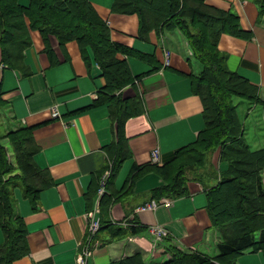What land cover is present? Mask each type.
<instances>
[{"label":"crops","instance_id":"obj_1","mask_svg":"<svg viewBox=\"0 0 264 264\" xmlns=\"http://www.w3.org/2000/svg\"><path fill=\"white\" fill-rule=\"evenodd\" d=\"M115 1L89 0L108 24L114 42L154 61L118 55L127 61L132 75L140 77L134 86L124 89V97L139 95L144 111L125 124L130 157L101 202L103 227L96 236L100 246L88 264H114L135 255H141L147 264L163 263L171 258L165 252L168 244L217 257L222 233L210 220L207 191L218 184L220 172L228 169L221 151L211 153L203 169L190 173L187 196L168 198L172 202L167 206L160 204L154 210L137 212L155 201L153 191L163 185V180L152 171L130 180L134 167L154 165L151 154L155 149L160 150L164 165L179 149L195 143L206 127L202 99L191 83L192 73H198L201 66L180 30L153 31L147 40L142 39L139 16L114 12ZM18 2L28 8L31 0ZM206 3L236 14L241 29L249 33L248 39L222 35L219 49L228 69L258 86L264 99V13L259 1ZM25 21L32 43L22 51L17 68L4 63L0 48V123L6 129L0 138L14 163V150L5 137L13 131L34 128L33 160L48 175L51 185L39 193L37 206L22 185L12 190L15 213L24 221L29 247L28 254L13 264H76L88 234L87 216L96 198L93 191L100 186L103 170L111 166L109 150L118 142V130L109 105H96L107 86L97 63L84 59L76 41L63 46L52 37L49 49L42 34L31 28L28 18ZM238 104L246 143L253 150L264 148V118L258 114L252 120L251 111L257 107ZM131 221L138 227L136 234L123 225ZM158 226L167 230L168 237L157 247L152 229ZM5 241L0 226V246ZM237 264H264V250L245 252Z\"/></svg>","mask_w":264,"mask_h":264},{"label":"trees","instance_id":"obj_2","mask_svg":"<svg viewBox=\"0 0 264 264\" xmlns=\"http://www.w3.org/2000/svg\"><path fill=\"white\" fill-rule=\"evenodd\" d=\"M258 1L263 14L264 0ZM113 11L137 14L142 39L147 40L153 31L160 34L180 30L201 66L198 73H192L191 83L203 102L205 129L195 143L179 149L175 158L164 165L134 167L130 180L152 171L163 180V185L153 191L154 200L178 199L188 195L190 173L203 169L211 153L221 151L222 161L228 163V169L220 172L218 184L207 191L210 220L222 233L218 244L220 254L212 258L198 252L186 253L168 244L165 252L171 258L156 264H237L238 257L245 252L264 250V148L253 150L246 143L238 104L247 101L251 107L261 106L264 114V99L258 86L228 69L226 57L219 49L224 34L250 38L241 29L239 17L209 6L206 0H116ZM26 18L31 28L42 34L49 49L52 37L63 46L76 41L84 59L88 62L93 59L107 80L96 105H109L118 130V142L109 150L111 166L103 170L104 173L111 169L103 201L120 167L130 157L125 124L144 111L139 95L124 97V89L134 86L140 77H134L127 61L118 55L148 62H153V57L114 42L108 24L89 0H31L28 8L20 7L18 0H0V48L4 63L11 68H17L22 51L32 43ZM33 131L34 128H24L5 137L14 150V163L9 160L0 138V226L6 237L0 246V264H13L29 252L25 224L16 216L12 190L22 185L37 206L39 193L51 185L48 175L34 163ZM98 189L93 191V198ZM128 224L133 234L138 233L134 221ZM114 264L147 263L141 255H135Z\"/></svg>","mask_w":264,"mask_h":264},{"label":"built area","instance_id":"obj_3","mask_svg":"<svg viewBox=\"0 0 264 264\" xmlns=\"http://www.w3.org/2000/svg\"><path fill=\"white\" fill-rule=\"evenodd\" d=\"M54 116H57V112H54ZM152 163L162 165L161 152L159 149H155L151 154ZM111 176V169L104 172L100 179V186L94 201V206L88 213V234L85 238V243L83 245V250L77 259L76 264H88L89 259L93 256L95 250L100 246V243L96 241V236L103 227L101 218V201L104 195L107 193V187L109 183V178ZM172 201L168 198H162L160 201H152L142 207H140L137 212L154 210L160 204L169 205ZM129 222L124 223L126 227ZM152 234L157 240V247L168 237V232L161 226L152 229Z\"/></svg>","mask_w":264,"mask_h":264},{"label":"rangeland","instance_id":"obj_4","mask_svg":"<svg viewBox=\"0 0 264 264\" xmlns=\"http://www.w3.org/2000/svg\"><path fill=\"white\" fill-rule=\"evenodd\" d=\"M246 105H247V107H248V105H249V103L246 101H243ZM250 106V105H249ZM251 107V106H250ZM252 107H253V105H252ZM257 108H256V111L255 112H253L254 110H252L251 111V114L250 115H252L251 116V118H252V120H255L256 119V116L259 114L260 115V118L262 117V118H264V114H263V109L261 108V106H256ZM240 114H242V112H240ZM257 128H259V127H257ZM247 129H248V125H247ZM5 125H3V124H1L0 123V137H3V135H4V133H5ZM259 130V129H258ZM260 131V130H259ZM252 132H254V129H253V131ZM253 137V136H252ZM257 138V137H256ZM253 139H255V137L253 138ZM251 140H252V138L250 139V141H249V139H248V141L249 142H251ZM8 146H9V144H7ZM12 162V161H11ZM181 251L183 250V252H186V253H188L186 250H184V249H181V248H179Z\"/></svg>","mask_w":264,"mask_h":264}]
</instances>
